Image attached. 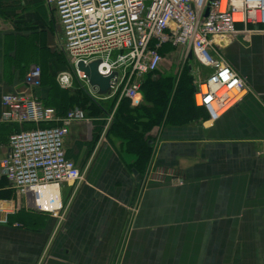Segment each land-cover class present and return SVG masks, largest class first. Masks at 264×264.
<instances>
[{"label":"crops","instance_id":"0c3cea01","mask_svg":"<svg viewBox=\"0 0 264 264\" xmlns=\"http://www.w3.org/2000/svg\"><path fill=\"white\" fill-rule=\"evenodd\" d=\"M0 21L3 155L13 127L2 97L25 90L34 65L59 71L62 57L44 0H0ZM249 30L216 45L250 90L216 121L153 130L145 167L97 118L74 122L65 150L84 181L62 186L60 217L28 208L27 197L15 204L0 175V264H264V27ZM43 81L36 96L59 110L73 93Z\"/></svg>","mask_w":264,"mask_h":264},{"label":"built area","instance_id":"2783aa9c","mask_svg":"<svg viewBox=\"0 0 264 264\" xmlns=\"http://www.w3.org/2000/svg\"><path fill=\"white\" fill-rule=\"evenodd\" d=\"M44 3L60 28L59 49L66 54L73 70L57 78L63 89L72 87L74 77L97 102L127 99L136 107L144 78L156 73L164 60L160 49L171 45L181 49L186 59L191 53L192 59L202 66L194 103L206 109L212 121L238 105L250 90L247 80L218 51L216 40L251 27H264V0H44ZM94 61H100L98 71L102 76L116 74L110 81L109 94L100 95L97 88L90 86L87 75L78 69L79 63L88 66ZM193 73L198 74V70ZM41 75V68L32 66L25 90L2 97V122L11 125L13 132L8 138L7 152L0 154V175L18 197H27L28 208L60 217L65 212L62 186L84 181L81 169L66 155L65 139L74 122L91 123L95 119L81 108L60 114L56 108L47 106L35 93ZM238 94L242 96L238 98ZM109 113L104 118V133L115 114ZM27 125L35 128L24 129Z\"/></svg>","mask_w":264,"mask_h":264},{"label":"trees","instance_id":"16d2710c","mask_svg":"<svg viewBox=\"0 0 264 264\" xmlns=\"http://www.w3.org/2000/svg\"><path fill=\"white\" fill-rule=\"evenodd\" d=\"M173 50L171 45H164L160 49V53L165 56ZM63 65L62 61L61 66ZM187 72L189 73V68ZM155 74L157 75L154 76ZM141 92L143 103L138 107H132L131 102L127 99L121 100L115 109L113 121L108 129L110 139L119 141L124 150L138 158V168L139 166L145 167L150 160L152 150L150 134L153 130L164 125L181 126L210 118L206 109L196 107L194 103L195 87L186 77L183 79L181 77L177 81V78L172 74L152 73L144 78ZM71 93H73V97L64 100L65 103H59V110L57 109L59 113L67 112L68 106L73 102L74 105L83 103L87 105L83 109L88 112L90 117L97 118V121L102 123V128L105 125L104 118L114 110L118 100L116 98L110 103L111 108L108 111L103 108V103L92 99L87 89H75ZM90 102L91 104L88 106ZM41 127L46 126L41 125ZM31 128H35V125L24 127V129ZM16 130L19 129L16 128Z\"/></svg>","mask_w":264,"mask_h":264},{"label":"rangeland","instance_id":"374dc122","mask_svg":"<svg viewBox=\"0 0 264 264\" xmlns=\"http://www.w3.org/2000/svg\"><path fill=\"white\" fill-rule=\"evenodd\" d=\"M56 26L58 29V32H57V34H58L60 28L57 24H56ZM249 31L250 30L248 29V32ZM253 31H255V30H253ZM230 38L236 39L237 36L236 37L231 36V37H229V39ZM54 50H55L54 51L55 53L59 54L62 57V61L64 62V65L61 67H63V68L60 69L59 71L55 72L54 70L53 71L49 70V68H48L49 64H46V65L44 63L39 64V67L41 68V71H42V75L40 77L39 82L41 83V81L44 80L43 82L45 84H46V82L50 83L51 88H53L54 91H56V88H59V89L61 88L60 85L58 84V81H57V78L59 77V75L61 73H64V72H71L73 70L71 68V65L69 63V60H68L66 54L63 53L60 49H54ZM221 54H222V52H221ZM188 68H189V73L187 72ZM197 70H198V74L194 75L193 71H197ZM156 73L172 74L173 76H175L177 78V81L180 80L181 77H182V79L184 77H186V78L190 79L192 85L195 87L196 82L198 80V75H202L203 71H202V66L197 61H195L194 59H190V58L186 59V54L181 49H178V50L174 49L173 51L168 52L164 56V60H163L162 64L160 65L159 70ZM156 75L157 74H155L154 76H156ZM81 88H84L86 90V87H84L76 78L73 77L72 87L70 89H66V90H69V92H72L75 89L79 90ZM64 94L67 95V93H64ZM105 103H107V102H105ZM90 104H91V102L88 104V106ZM86 106L87 105H84L83 103H78V104L74 105V102H73L71 105L68 106L70 108H68L67 110H72V109H76V108L83 109ZM102 126L103 125H101L100 132H102L104 129V127L102 128ZM106 136H108V132H107ZM11 196H14L15 204L20 203L19 197L16 194L13 193V195L11 194ZM16 212H19V210Z\"/></svg>","mask_w":264,"mask_h":264},{"label":"water","instance_id":"95a60500","mask_svg":"<svg viewBox=\"0 0 264 264\" xmlns=\"http://www.w3.org/2000/svg\"><path fill=\"white\" fill-rule=\"evenodd\" d=\"M213 1L215 0H210V2ZM207 15H208V11L206 13V16ZM189 58L190 59L193 58L191 53L189 55ZM99 64L100 61H94L90 63L88 66H86L84 63L81 62L78 64V69L87 75L91 87H93L94 89L97 88L98 93L100 95H106L109 94L110 91V81L116 74H113L108 77L102 76L98 71Z\"/></svg>","mask_w":264,"mask_h":264},{"label":"bare ground","instance_id":"6f19581e","mask_svg":"<svg viewBox=\"0 0 264 264\" xmlns=\"http://www.w3.org/2000/svg\"><path fill=\"white\" fill-rule=\"evenodd\" d=\"M238 96V98H240L241 96H242V94L241 95H237ZM198 104H200V99L198 98Z\"/></svg>","mask_w":264,"mask_h":264}]
</instances>
